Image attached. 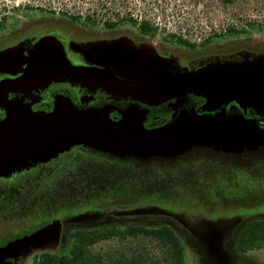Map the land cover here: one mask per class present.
<instances>
[{
    "label": "rangeland",
    "instance_id": "374dc122",
    "mask_svg": "<svg viewBox=\"0 0 264 264\" xmlns=\"http://www.w3.org/2000/svg\"><path fill=\"white\" fill-rule=\"evenodd\" d=\"M130 17L135 23L128 21ZM109 20L117 23L113 29L105 26ZM141 21L154 27L151 35L139 32ZM49 25L66 28L82 41L100 47L115 43L130 47L171 73L220 68L264 76V0H0V57ZM178 38L194 47L182 45ZM130 48L120 49L122 55L144 59ZM71 157L77 161L75 166H82L90 177L111 175V168L132 171L133 167L81 149H75ZM222 165L221 161L203 157L179 165L140 167L136 182L111 176L91 184V197L77 194L62 215L78 223L141 211L154 214L158 209L183 221L205 218L210 225L199 226L201 238L163 218L150 216L133 221L147 227L170 226L181 240L185 264H264V247L238 254L231 240L234 229L246 217L264 214V178L252 176L232 163L223 173ZM43 221L28 219L16 225L14 232L19 235L30 231ZM126 222L117 224L123 227ZM73 230L69 228L56 244L30 247L16 261L0 264H35L38 255L64 253ZM222 231L224 235L218 236ZM11 236L9 232L0 235V245ZM90 251L101 255L100 264L116 256L142 255L148 261H164L167 255V249L158 241L141 235L100 241Z\"/></svg>",
    "mask_w": 264,
    "mask_h": 264
},
{
    "label": "water",
    "instance_id": "95a60500",
    "mask_svg": "<svg viewBox=\"0 0 264 264\" xmlns=\"http://www.w3.org/2000/svg\"><path fill=\"white\" fill-rule=\"evenodd\" d=\"M118 43L99 46L97 58L102 68L77 67L69 63L56 39L40 41L28 59L25 76L17 85L69 82L90 92L102 91L130 97L147 106L176 100L180 106L188 94L202 96L207 103H236L255 109L264 107V76L243 70L227 72L203 68L192 72H174L144 57L122 55ZM124 54V53H123ZM12 54L0 57L8 61ZM14 85L0 86V90ZM0 119V177L7 178L44 164L76 146L118 158L146 161L152 158L173 159L193 148H208L224 154L240 155L264 147V130L254 120L237 115L198 114L182 110L169 123L146 128L148 110L131 104L116 107L77 108L68 98L57 96L49 112H34L21 101L7 102ZM114 110L119 118L111 119ZM61 223L52 222L34 234L0 248V263L16 261L30 247L56 244Z\"/></svg>",
    "mask_w": 264,
    "mask_h": 264
},
{
    "label": "flooded vegetation",
    "instance_id": "af4514ba",
    "mask_svg": "<svg viewBox=\"0 0 264 264\" xmlns=\"http://www.w3.org/2000/svg\"><path fill=\"white\" fill-rule=\"evenodd\" d=\"M45 38H54L57 40L63 50L65 58L71 65L99 69L103 67L101 61L97 58L99 55V45L82 41L78 35L66 28L61 29L60 27L57 28L49 25V28L39 31L36 35L23 40L20 45H16L19 47H16L12 52L1 55L2 57H6V55L12 54L8 61L5 60L0 63V86L14 85V87L0 90V119L5 116L3 106L7 102L21 101L24 106L34 112H49L53 108L55 98L62 96L70 99L79 109L109 106L123 110L131 104H136L141 109L149 111L144 121L146 128L158 127L169 123L182 110H193L198 114L215 115L224 113L228 116H241L247 120H254L258 127L264 130V107L255 109L242 106L235 101L212 104V102L207 103L206 99L202 96L188 94L186 97L187 102L182 103L180 106L176 105V100H169L157 106H147L140 102H135L130 97L112 95L102 91L90 92L85 88L60 80H54L44 84L35 82L33 84L17 85L25 76L31 53L40 41ZM109 116L114 120L119 118L118 113L114 110L110 111ZM75 149H81L91 155L93 154L89 151H94L82 146H76L47 163L38 164L29 170L15 173L7 178L0 177V235L6 232L13 234L6 243L0 245V248L15 240L34 234L55 221H60L61 223L60 238L64 237L66 231L71 227L93 228L101 226L102 224L118 223L122 220L131 221L133 218L144 219L150 216L163 218L171 223L181 225L182 230L200 237V222L183 221L176 216L158 209L154 210V212H157L154 214L141 211L136 214L117 215L106 219L94 218L78 223L69 222L67 217L62 215V212L69 202L76 200L74 197H77V194H80L79 197L89 198L91 197V184L100 183L101 180H107L111 176L118 177L117 169L114 170L113 168L109 170L111 175L106 174L101 178L97 175L92 177L86 176L84 168L80 165L75 166V162L77 161L71 157ZM251 155H254L253 158ZM203 157L216 162L221 161L223 163V173L226 171L225 166L228 167L230 163L234 167L240 168L246 161L252 158L255 161L254 170L252 171L256 173H254L255 176L258 175L261 177L260 179L264 178V147L259 148L255 152H243L240 155L224 154L208 148H193L181 156L164 160H172L179 165L181 163L184 164L185 162L188 163L202 159ZM76 183H80L79 186ZM28 219H44V221L30 231L23 232L19 235L15 233L16 225ZM97 222L98 224H96ZM206 224L210 225L209 223ZM222 232V234L219 232L217 235L223 236L225 232Z\"/></svg>",
    "mask_w": 264,
    "mask_h": 264
},
{
    "label": "trees",
    "instance_id": "16d2710c",
    "mask_svg": "<svg viewBox=\"0 0 264 264\" xmlns=\"http://www.w3.org/2000/svg\"><path fill=\"white\" fill-rule=\"evenodd\" d=\"M128 21L135 23L131 17ZM116 24V21L109 20L105 23V26L108 29H113ZM138 29L142 35H151L155 30L148 21L139 22ZM177 40L186 47H194L193 44H190L186 40L181 38ZM89 152L93 155H100L120 163L122 162V164H132V171L130 169H117V176L122 177V180L130 178L134 182L137 180L136 170L140 167H147L153 164H176L172 160H164L162 158H152L142 161L135 158L119 159L103 153L94 151ZM251 156L253 158L254 155ZM252 158L246 161L240 168L248 171L254 176L256 173L252 170H254L255 161ZM187 214L194 216L188 212ZM197 216L200 215L194 217ZM198 222H200L201 225L209 223L205 218L199 219ZM140 235L155 239L167 249V255L164 261H148L142 255H132L129 258L120 256L109 258L106 264H185L184 249L181 240L171 227L166 224H160L156 227H147L146 225H139L133 220L127 221L123 227H120L117 223L102 224L101 226L93 228L76 227L69 234L70 245L66 252L60 254L44 253L36 256L34 262L35 264H100L102 262L101 255L97 253L93 254L90 251V248L94 244L111 238L123 240L128 237L135 238ZM231 240L238 254H246L249 251L262 249L264 247V214H255L246 217L243 222L234 229Z\"/></svg>",
    "mask_w": 264,
    "mask_h": 264
}]
</instances>
